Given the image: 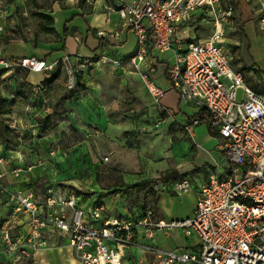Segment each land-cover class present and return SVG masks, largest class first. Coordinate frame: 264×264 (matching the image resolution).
Listing matches in <instances>:
<instances>
[{"label": "built area", "instance_id": "1", "mask_svg": "<svg viewBox=\"0 0 264 264\" xmlns=\"http://www.w3.org/2000/svg\"><path fill=\"white\" fill-rule=\"evenodd\" d=\"M116 1L115 10L136 38L134 53L123 61L159 102L166 89L141 66L149 46L158 53L172 50L168 88L182 102L206 109L209 122L223 140L224 160L215 162L205 182L196 188L193 213L182 218L160 217L149 206L111 215L103 201L84 209L75 191L64 192L58 185L47 183L37 194L32 185L12 189L0 183V255L8 256V264H29L39 247L67 243L80 264H264V94L247 85L242 72L231 64L233 53L225 44L223 29L231 7L221 15L219 0ZM258 6L259 26L264 28V0ZM198 8L213 30L208 37L183 47L177 35ZM6 15L0 0V17ZM97 34L113 36L103 30ZM105 62H110L106 55L79 56L78 65L83 69ZM56 63L35 55L11 57L0 50V65L7 70L41 72ZM39 87L36 84L35 89ZM200 122V115H195L181 126L192 131ZM7 156L1 154L0 161ZM12 171L18 174L17 168ZM156 184L179 195L192 188L185 175ZM4 210L8 216L3 221ZM172 230L198 241L187 249H167L151 242L158 235L169 238ZM132 247L138 251L136 256L129 254Z\"/></svg>", "mask_w": 264, "mask_h": 264}, {"label": "rangeland", "instance_id": "2", "mask_svg": "<svg viewBox=\"0 0 264 264\" xmlns=\"http://www.w3.org/2000/svg\"><path fill=\"white\" fill-rule=\"evenodd\" d=\"M1 1L7 15L0 33V45L6 46L11 41L16 44L39 43L56 37L47 31V20L37 13H44L53 2L61 3L63 0ZM231 1L219 0L220 9L217 12L225 15ZM230 11V15L236 14L234 7ZM211 28L210 22L206 26L199 24L198 36H208ZM236 30L241 35L238 21ZM226 36L233 38L234 31L225 27ZM227 45L234 47L228 40ZM237 57L232 58V66L242 72L247 85L264 94V68L251 64L247 54ZM68 59L71 73L65 63L67 57L51 60L57 61L51 70L59 74L47 88L46 97L25 84L28 69L7 70L0 65V93L9 101L17 97L11 112L1 116L8 125L5 135L8 148L3 150L0 143V156L5 152L7 155L13 146L16 147L12 150L14 158L8 155L7 160L0 161V183L12 189L32 185L38 194L45 182L57 180L64 190H79L85 198L95 196V193L104 194L109 210L114 213L123 210V203L132 208L142 203V206L159 211V216L180 217L189 214L195 196L191 192L181 195L161 193L155 187V179L159 177L164 181L160 175L175 169L182 171L196 185L213 168L214 162L224 160L216 148L222 145L223 140L211 135L207 122L193 126L192 139L174 115L155 108L154 100L149 104L144 101L145 96L139 88V85H143L132 66L114 65L103 71L106 75L101 76L103 90L100 101L79 103L77 96L74 99L72 96L79 93L75 79H85L84 68ZM103 64L89 65L87 68H98ZM130 71L138 75V82L124 84L123 78ZM157 82L165 84L163 78ZM240 95L241 89H238L237 97L240 98ZM158 104L173 111L176 108V91L170 89L165 92ZM45 113L50 116L44 118ZM39 161L45 163L39 165ZM15 168L18 169L17 175L12 171ZM40 173L41 176H38ZM135 182L145 184L140 189L128 188ZM156 197L157 200H154ZM88 203L85 202V206ZM2 215L4 221L8 212L2 211ZM175 232L172 233V240L176 242L179 239ZM131 249L136 256L135 248ZM64 254L65 257L69 256L66 248Z\"/></svg>", "mask_w": 264, "mask_h": 264}, {"label": "crops", "instance_id": "3", "mask_svg": "<svg viewBox=\"0 0 264 264\" xmlns=\"http://www.w3.org/2000/svg\"><path fill=\"white\" fill-rule=\"evenodd\" d=\"M259 1L260 0H234V1L232 0L229 3L228 7H231V9L232 7H234V11H236L235 12L236 14L234 13L231 14L229 20L223 23V29H224L225 44L227 45V40L232 44H234L233 48L231 45L230 46L227 45V47L232 51L233 57H237L239 55L243 57L245 56V54H247L248 60L251 64L264 68V28H261L259 26V21H258ZM116 4H117L116 0H63L61 3L55 1L50 5L48 11H44V13L52 17V21H53L52 25L54 29L57 31V34L52 33V35H54V37L56 36L55 37L56 39L54 38L49 41L47 40L44 42L36 43L37 46H35V42L34 43L23 42L16 44L11 41L8 42L6 46L0 45L1 51L3 52V54L11 57H19L23 55H35L39 58L46 59L48 62H51V60H55L61 57L64 58L69 57L71 60L77 63L79 62V56L89 57V56L106 55L110 59L109 63H104L98 68H96L97 66L96 67L94 66L92 68L91 67L84 68L83 78L85 79L83 81L81 78L75 79L79 93H76V95L72 96L73 99L74 97L77 96L78 98L77 101L82 104H85L86 102L93 103V101L95 103L99 102L103 90V86H102L103 79L101 76L106 75L105 73H103V71L106 72L107 70H109L110 67L113 68L114 65H117L118 61H123L125 58L132 55L136 49V38L132 33V31L127 26H125V23L123 22L122 18L115 10ZM219 9L220 7L218 4L217 11H219ZM204 14L205 12L201 8H198L192 14L190 20L183 23L182 29L180 33L177 35V40L178 42H181L183 44V47L186 46L187 43L189 42L201 40L203 38L208 37L212 32L213 26L208 36H203V37L198 36L197 33L198 25L200 24L201 26H206V24L209 23L208 20L205 19ZM4 19H5L4 17H0V25L3 27H4ZM236 21H238V23L240 24L241 35L238 33L239 36L236 33L237 31ZM225 27H227L229 31L230 30L234 31L233 38L232 37L230 38L229 36L225 37ZM65 29L67 33L64 35L63 31ZM2 30L0 31V33L2 32ZM99 30H103L107 33H113V36H108V35L100 36L97 34ZM53 55L55 56L52 58ZM172 57H173L172 50L158 53L157 51L153 50L151 46H149L148 54L145 58V62L141 66L142 70L147 71L156 84L166 89L165 92L170 90V88H168L169 82L167 78V67L173 61ZM121 63L122 66L124 67H131V65L125 61ZM150 65H151V70H150ZM135 72L133 73L132 71L131 73L130 71V73L127 74L128 78L127 77H124L125 79L123 78L124 84H128L129 82H134V81L138 82L136 76H138L139 74L136 72L138 74L137 75ZM45 74L46 71H41V72L28 71L27 73L25 72L24 80L26 82L25 84L31 86L32 90L36 92L39 91V93H41L42 96L46 97L48 96V93L46 92L48 91L47 88L49 87V85L47 86L42 83ZM160 78L161 79L163 78V80H165L164 85L157 82L158 79L161 80ZM140 81L143 86L141 87L139 84L138 85L140 88V92L142 93V95L145 96L144 101H146L148 104L152 103L153 98L151 94L148 92L141 78ZM79 82H82V84ZM36 84L40 86L38 89H35ZM145 91L147 92L146 95H145ZM155 103H156V105H154L155 108L171 113L172 115L175 116L176 119H178V121H180V124L188 123L189 120L195 115H200L201 118L202 115L205 116L206 121L201 119V122L209 121V115L206 109L196 105L193 102H182L179 99L177 92H176V108L173 111L164 109L163 107L159 106L158 102ZM188 107H190L192 111H190V108ZM46 115L47 113H45L44 117H46ZM213 130L217 132L214 128ZM187 132L190 134L192 138L194 132L193 131H187ZM216 137L220 138V136H216ZM195 146L197 145L195 144ZM221 146L222 145H218L216 146V148L217 150L220 151L222 155V151L220 149ZM15 147L16 146H13L10 149L11 152L7 153V155H10L12 158H14V153L12 150H14ZM212 166L213 168L208 172V174L213 171L215 165L212 164ZM175 171L177 173L174 176H170V175L165 176L163 175L164 173L161 174L160 176L162 179L170 178V180L173 179L175 180L185 175L184 173H181L182 171L179 172L177 170ZM208 174L199 183L197 181L196 185L192 184V188L183 194L191 192L196 198L195 190L202 183L205 182ZM38 176H41V173ZM155 181L156 183L159 182L160 178L157 177ZM155 187L158 190H160L161 193L162 192L166 194L171 193L168 192L167 190L160 188L157 184L155 185ZM69 191H74V190L70 188L64 190V192H69ZM76 194L78 195V199H77L78 205L83 207L84 209H89L94 203L100 200L105 203L106 207L108 208V213L111 215H119L121 213H125V211L129 208L132 209V206L128 207L127 204L123 203L122 205L123 210L121 212L114 213L113 211L109 210L110 209V207L108 206L109 203L106 202L105 200L106 196L104 194L100 195L99 193H95L96 194L95 196H91L89 198L88 197L85 198L83 194H78V193ZM108 196H110V194H108ZM195 198L193 200L191 212L189 214H185L180 217H173V216L170 217L160 216V217L182 218L191 215L195 207V202H196ZM88 201H89L88 205L85 206L84 203ZM141 204L142 203H140V205H135L134 207H142ZM157 213L158 215H161L159 214V211ZM173 231L175 230L171 231V235L169 238H163L160 235H158L157 239L151 240V242H156L161 247L167 249H172V248L187 249V248H191V246H194V244L197 243L198 241V239L195 236H190L188 239H186V236L182 235L180 231L176 230L175 233L176 236H178L177 239L179 240L175 242V240H172ZM65 248L69 251L68 257H65L64 254ZM135 253H138L136 248H135ZM129 254L131 256L134 255L133 249H130ZM144 255L146 258H150V253H145ZM0 256H1L0 264H8L7 263L8 256L4 254ZM29 260H31V262H38L39 264H80L78 259L74 255L73 249L69 245H67V243L54 244V245L49 244L46 247H39L37 251L34 253V257L30 258Z\"/></svg>", "mask_w": 264, "mask_h": 264}, {"label": "trees", "instance_id": "4", "mask_svg": "<svg viewBox=\"0 0 264 264\" xmlns=\"http://www.w3.org/2000/svg\"><path fill=\"white\" fill-rule=\"evenodd\" d=\"M41 18H43V19H46L47 20V22H46V24H45V26H46V28H47V31L48 32H51V33H54V34H57V31L54 29V27H53V25H52V23H53V21H52V17L50 16V15H47L46 13H37ZM67 33V31H66V29L63 31V34L65 35ZM64 44V43H63ZM35 46H37L36 45V43H35ZM64 46V45H63ZM67 63L68 64H70V61H69V59L67 58ZM58 74H59V72L58 71H52L51 69L50 70H47L46 71V74H45V76H44V78H43V80H42V83L43 84H45V85H51L52 84V82L54 81V79H56L57 78V76H58ZM67 96H70V94H68ZM16 98L17 97H14V99H12L11 101H9L8 99H7V97H4L1 93H0V143L2 144V149L3 150H5L6 148H8V143H7V139H6V130H7V128H8V125H7V123H5L4 121H3V119L1 118V116L2 115H4V114H9L10 112H11V109H12V105H14L15 104V102H16ZM47 116H50L49 114H47L46 115V117H44V118H47ZM201 119H203V120H205L206 121V119H205V116L204 115H202V118ZM40 120H45V119H40ZM208 123V126H209V129H210V132H211V134H213V135H215V136H219L218 135V133L217 132H215L212 128H211V123L208 121L207 122ZM177 172L175 171V170H169V171H166V172H164V174L163 175H165V176H174L175 174H176ZM29 183H32V182H29ZM48 183H51V184H53V185H58V186H63L62 184H61V182H59V181H55V182H48ZM45 184H47V182H45L43 185H42V187H40V188H43V186L45 185ZM145 183L144 182H135V183H133V184H131V185H129L128 186V188H131V189H134V188H136V189H140L143 185H144ZM113 191H115V190H113ZM76 193H78V194H82V192L81 191H79V190H76L75 191ZM154 200H157V197L154 199ZM98 202V201H97ZM144 206V205H143Z\"/></svg>", "mask_w": 264, "mask_h": 264}, {"label": "water", "instance_id": "5", "mask_svg": "<svg viewBox=\"0 0 264 264\" xmlns=\"http://www.w3.org/2000/svg\"><path fill=\"white\" fill-rule=\"evenodd\" d=\"M66 65H67V70L69 73H71V68L69 67V64L67 63V61H65Z\"/></svg>", "mask_w": 264, "mask_h": 264}]
</instances>
